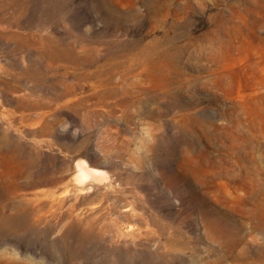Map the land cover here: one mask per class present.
<instances>
[{
    "label": "rangeland",
    "instance_id": "obj_1",
    "mask_svg": "<svg viewBox=\"0 0 264 264\" xmlns=\"http://www.w3.org/2000/svg\"><path fill=\"white\" fill-rule=\"evenodd\" d=\"M0 264H264V0H0Z\"/></svg>",
    "mask_w": 264,
    "mask_h": 264
},
{
    "label": "bare ground",
    "instance_id": "obj_2",
    "mask_svg": "<svg viewBox=\"0 0 264 264\" xmlns=\"http://www.w3.org/2000/svg\"><path fill=\"white\" fill-rule=\"evenodd\" d=\"M80 174L82 177H86V176L90 175V172L86 168L83 167L80 171Z\"/></svg>",
    "mask_w": 264,
    "mask_h": 264
}]
</instances>
